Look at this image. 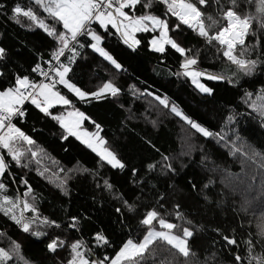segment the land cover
I'll return each mask as SVG.
<instances>
[{"label": "trees", "instance_id": "trees-1", "mask_svg": "<svg viewBox=\"0 0 264 264\" xmlns=\"http://www.w3.org/2000/svg\"><path fill=\"white\" fill-rule=\"evenodd\" d=\"M182 1L197 21L162 0L123 5L166 21L175 46L156 51L155 31L136 33L132 46L94 18L64 43L60 20L36 0H0V91L38 82L34 67L59 57L58 72L66 65L67 80L88 94L57 84L67 106L26 101L12 119L21 137L0 140V264H108L141 240L150 213L153 226L162 219L177 236L189 232L186 251L158 238L123 264H264V0ZM231 11L247 21L234 48L218 36ZM189 59L208 92L184 74ZM106 83L112 90L100 93ZM66 109L121 167L59 122Z\"/></svg>", "mask_w": 264, "mask_h": 264}, {"label": "rangeland", "instance_id": "rangeland-1", "mask_svg": "<svg viewBox=\"0 0 264 264\" xmlns=\"http://www.w3.org/2000/svg\"><path fill=\"white\" fill-rule=\"evenodd\" d=\"M39 6L44 12L60 20L61 24L65 29V34L62 36L64 43L67 38H75L79 31H82L84 25L91 19L92 11L91 5L97 0H36ZM121 1V0H120ZM119 2L111 3L108 8V13L106 15H97L94 17L93 21L99 23L103 27L110 25L114 27L123 37V39L130 45L135 46L138 43L136 33L140 31H155L156 33L149 40L150 48L156 51H162L166 45H174L173 41L168 36V30L166 26V21L159 17L152 15H145L142 17H133L129 15L125 10L123 5L125 2H130L131 0H123L121 4ZM164 2V0H162ZM178 7L182 0H173ZM179 4V5H178ZM185 4V3H183ZM168 6V5H167ZM191 7V6H190ZM169 8V6H168ZM190 12V16L193 17L192 21H197L198 14L194 7ZM169 10L173 14H178L183 17V12H174L170 8ZM182 14V15H181ZM229 15V16H228ZM227 17V27L224 29V33L219 36V40L222 42L225 40V46L232 48L234 45V39H239L246 32L247 21L241 19L235 15L233 11L229 12ZM42 27L45 24L40 23ZM239 32V33H238ZM95 48L100 45V37L97 35H92ZM0 48V55H1ZM68 67L62 64L59 70L60 80L57 82L45 81L41 84H37L35 88L36 97H32L31 101L37 103L42 110L47 111L51 107L56 105L67 106L68 99L58 92L59 88L57 84H62L69 91L74 93L78 98H86L88 94L78 87L71 84L67 78ZM183 72L194 84V86L202 91L208 92L207 87L202 83V73L196 71L193 68V60H187L183 63ZM28 82V81H27ZM20 87L23 86L21 82H17ZM27 84V83H26ZM18 87V89H20ZM112 85L106 83L99 90L100 93H105L112 90ZM18 94H12L10 91L0 92V110L4 112L2 117L7 124L14 116L10 112V108L21 107L23 103L20 104L18 99ZM21 98V97H20ZM44 104V105H43ZM16 105V106H15ZM17 109V108H16ZM59 122L87 146L92 148L104 161L114 167H121L122 161L114 155L112 152L108 151L104 145V141L99 136L98 131H89L83 126L84 117L74 109H66L57 116ZM4 129V122L0 121V131ZM14 134L16 137H21L14 128H5L3 133L0 134V140L4 141V138L10 137ZM3 135V136H2ZM11 156L17 157V153L11 150ZM4 163L0 156V175L3 172ZM1 205V203H0ZM156 216L154 213H150L145 218V223L147 224L148 230L141 238L140 241L135 242L132 240H127L119 249V251L114 255L108 264H123L125 260L136 257L142 254L146 247L153 242L155 239H163L171 243L176 249L184 253L186 251V236L189 235L188 231H185L183 236H177L172 230V224L166 222L162 219L157 221V225L153 226V222ZM100 239H102L99 236ZM78 257V256H77ZM84 261L79 260L74 264H83ZM91 264H97L92 262Z\"/></svg>", "mask_w": 264, "mask_h": 264}, {"label": "built area", "instance_id": "built-area-1", "mask_svg": "<svg viewBox=\"0 0 264 264\" xmlns=\"http://www.w3.org/2000/svg\"><path fill=\"white\" fill-rule=\"evenodd\" d=\"M119 1L120 0H97V1H94L91 5V11H92L91 19L97 15H106L108 13V8H109L110 4L115 3V2H119ZM178 17L180 20H183L181 16L178 15ZM87 24H88V22L84 25L82 31L87 30ZM68 47L69 46H67L66 50L68 49ZM59 59H60L59 57H55V60H51V61L47 60L46 61L47 66H45V67H41V66L34 67L33 73L35 76L39 77V81L38 82L29 81L21 89L23 91V94H24V100H25L24 103L28 100H31L32 97H36V90L38 87L35 88V86L37 84H41V83L45 82L46 80L56 81L59 79V76H58V69L60 67ZM23 112H24V110H22V106L17 107L16 111L13 113V116H16L17 114H22ZM3 116H4V112L0 110V121L4 122V129L5 128L13 129L12 119L14 117L6 124L2 118ZM4 129L0 131V134L3 133Z\"/></svg>", "mask_w": 264, "mask_h": 264}, {"label": "crops", "instance_id": "crops-1", "mask_svg": "<svg viewBox=\"0 0 264 264\" xmlns=\"http://www.w3.org/2000/svg\"><path fill=\"white\" fill-rule=\"evenodd\" d=\"M80 32V31H79ZM78 32V33H79ZM18 82H21L22 84H23V86L22 87H20L19 85H18V83L16 84V87H14V88H9V89H6V90H4V91H10L12 94H14V93H17L19 96H18V99L20 100V104L21 103H24V94H23V91L21 90L25 85H26V83H27V81H25V80H20V81H18ZM18 87H20V89H18ZM4 91H0V92H4ZM21 97V98H20ZM44 105V104H43ZM16 106V105H15ZM16 108L17 107H13V108H10V112H14L15 110H16ZM3 136V135H2ZM9 143V140H8V138H4V141L2 140V144L4 145V146H7V144Z\"/></svg>", "mask_w": 264, "mask_h": 264}, {"label": "bare ground", "instance_id": "bare-ground-1", "mask_svg": "<svg viewBox=\"0 0 264 264\" xmlns=\"http://www.w3.org/2000/svg\"><path fill=\"white\" fill-rule=\"evenodd\" d=\"M168 3L169 8L174 11V12H191L193 10V8H191L189 5L187 4H183V2H181V4L176 7V4L174 3L173 0H165ZM182 15V14H181ZM177 16V15H176ZM186 20V19H185ZM239 33V32H238Z\"/></svg>", "mask_w": 264, "mask_h": 264}, {"label": "water", "instance_id": "water-1", "mask_svg": "<svg viewBox=\"0 0 264 264\" xmlns=\"http://www.w3.org/2000/svg\"><path fill=\"white\" fill-rule=\"evenodd\" d=\"M164 2L168 5V3L164 0ZM224 33V29L221 31V34H223ZM225 34V33H224ZM225 40H223L222 41V44H225ZM234 42H235V40H234ZM232 48H234V45L233 46H231Z\"/></svg>", "mask_w": 264, "mask_h": 264}]
</instances>
